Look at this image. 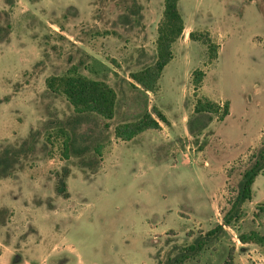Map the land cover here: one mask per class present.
<instances>
[{"label":"rangeland","instance_id":"1","mask_svg":"<svg viewBox=\"0 0 264 264\" xmlns=\"http://www.w3.org/2000/svg\"><path fill=\"white\" fill-rule=\"evenodd\" d=\"M180 8L184 34L159 90L146 94L131 73L155 61L164 0H0V157L11 165L0 173V264H161L218 224L226 234L184 264H264V246L239 238L264 228L255 217L264 173L245 217L223 220L264 135V0ZM191 31L209 33L216 60ZM90 56L109 71L90 73ZM73 65L115 88L112 120L76 121L66 97L48 90L47 78ZM200 97L229 102V113L196 114ZM154 106L167 117L160 129L115 136ZM64 175L68 196L57 191Z\"/></svg>","mask_w":264,"mask_h":264},{"label":"trees","instance_id":"2","mask_svg":"<svg viewBox=\"0 0 264 264\" xmlns=\"http://www.w3.org/2000/svg\"><path fill=\"white\" fill-rule=\"evenodd\" d=\"M135 12L138 13V10ZM185 28L186 23L181 12L180 0H164L163 14L158 25L156 39V58L151 64L131 73V78L135 81L136 87L139 85L146 94L148 92L156 93L159 90V81L163 71L174 58V44L183 36ZM190 38L207 46L209 63L218 58V45L212 41L209 33L197 34L195 31H191ZM89 58L90 60L83 62L82 65L90 73L109 71L110 67L103 61L94 56ZM204 77L205 71L202 69L194 71L193 84L196 90L200 88ZM46 83L51 93L66 97L73 107L76 121L83 122L93 118L94 115L108 121L112 120L116 115L118 94L115 88L106 80L94 78L84 73L80 65H73L62 74L51 75L47 78ZM220 111L223 112V117L227 115L229 113V102H226L222 109L220 103L208 97H200L195 105V113L198 115L217 114ZM160 121L167 123V117L161 109L154 106L153 111H149L146 108L136 119L119 123L115 128V136L123 141H130L148 130L160 129ZM105 126L109 127L110 124L105 122ZM60 132L62 133L60 136L65 140V150H69L71 147L70 132L63 127L60 128ZM94 151L101 155L102 145H97ZM2 162L3 158L0 157V173H10L11 165L3 166ZM263 173L264 135L260 147L250 157L248 166L242 173L239 190L232 206L223 214V220L226 225H231L234 221L238 222L245 217L246 212L243 210V205L253 198V184L256 178ZM57 191L68 196L65 175L59 179ZM262 210V213L255 214L256 219H263L264 208ZM262 226H264V223H262ZM224 234H226V230L223 225L218 224L204 234H199L189 245L178 247L177 252L174 255H169L161 264H184L207 249ZM239 238L243 243H255L264 246V228L252 227L249 233H241ZM232 256V253H230L229 259ZM226 264L232 263L227 260Z\"/></svg>","mask_w":264,"mask_h":264}]
</instances>
